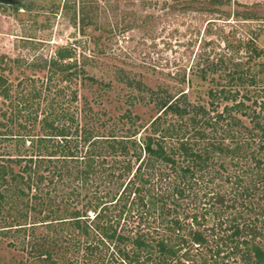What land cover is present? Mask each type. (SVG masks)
Masks as SVG:
<instances>
[{
    "label": "trees",
    "instance_id": "16d2710c",
    "mask_svg": "<svg viewBox=\"0 0 264 264\" xmlns=\"http://www.w3.org/2000/svg\"><path fill=\"white\" fill-rule=\"evenodd\" d=\"M47 68L43 90L31 83L24 103L31 111L44 94L41 136L8 156L18 172L0 156V214L12 219L3 229L49 230L28 244L30 264H264V62L248 82L239 78L255 90L252 104L240 90H209L211 105L230 103L212 117L184 94L151 92L157 115L148 135L128 111L105 130L87 103L77 108L76 92L66 95L54 78L85 77L84 66L53 60ZM253 107L257 114H245ZM239 114L251 117V129L236 130ZM80 250L83 262L66 259Z\"/></svg>",
    "mask_w": 264,
    "mask_h": 264
},
{
    "label": "rangeland",
    "instance_id": "374dc122",
    "mask_svg": "<svg viewBox=\"0 0 264 264\" xmlns=\"http://www.w3.org/2000/svg\"><path fill=\"white\" fill-rule=\"evenodd\" d=\"M14 3L0 0V156L14 172L18 165L8 162V156L30 149V140L43 132L44 94L31 101V111L24 104L25 95L33 85L35 91L43 90L50 73L47 65L53 60L85 67V77L54 81L68 88L66 95L76 92L77 108L87 103L107 122L105 130L128 111L138 117V130L148 127V135L157 115L151 92L160 97L158 91L177 98L184 94L192 105L205 107L210 117L228 104L211 105L210 89L223 85L251 97L247 105L255 100V90L245 86L250 91L246 93L239 78L248 82L264 62V0H20L23 7ZM60 51L71 58H59ZM206 68L204 79L200 71ZM2 90H7V98ZM69 108L72 112L74 104ZM244 112L257 114L259 108ZM248 116L238 115L242 125L237 131L253 127ZM253 133L248 138L255 149L259 133ZM202 144L205 147L207 141ZM11 220L0 214V264H30L28 244L49 230L36 227L32 236L3 229ZM82 252L67 253L66 259L83 262Z\"/></svg>",
    "mask_w": 264,
    "mask_h": 264
}]
</instances>
